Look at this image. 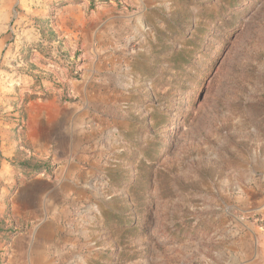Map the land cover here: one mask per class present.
<instances>
[{
	"label": "rangeland",
	"instance_id": "1",
	"mask_svg": "<svg viewBox=\"0 0 264 264\" xmlns=\"http://www.w3.org/2000/svg\"><path fill=\"white\" fill-rule=\"evenodd\" d=\"M14 145L58 185L59 264H264V0H0Z\"/></svg>",
	"mask_w": 264,
	"mask_h": 264
},
{
	"label": "crops",
	"instance_id": "2",
	"mask_svg": "<svg viewBox=\"0 0 264 264\" xmlns=\"http://www.w3.org/2000/svg\"><path fill=\"white\" fill-rule=\"evenodd\" d=\"M65 146L56 150L52 147L46 159L52 172L59 167V181L70 180L74 165ZM16 147L4 146L0 159V264H59L62 219L68 215L54 207L57 202L53 193L58 185L45 168H40L41 176L35 177L31 169L17 163ZM21 179L27 182L23 187L19 185Z\"/></svg>",
	"mask_w": 264,
	"mask_h": 264
},
{
	"label": "trees",
	"instance_id": "3",
	"mask_svg": "<svg viewBox=\"0 0 264 264\" xmlns=\"http://www.w3.org/2000/svg\"><path fill=\"white\" fill-rule=\"evenodd\" d=\"M120 221V220H119Z\"/></svg>",
	"mask_w": 264,
	"mask_h": 264
}]
</instances>
